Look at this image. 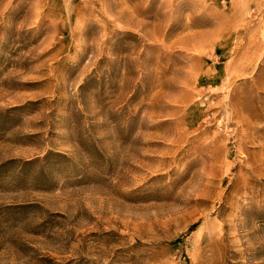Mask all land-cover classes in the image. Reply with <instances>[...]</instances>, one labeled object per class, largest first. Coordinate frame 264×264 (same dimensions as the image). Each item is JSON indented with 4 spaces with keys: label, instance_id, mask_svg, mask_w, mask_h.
<instances>
[{
    "label": "rangeland",
    "instance_id": "rangeland-1",
    "mask_svg": "<svg viewBox=\"0 0 264 264\" xmlns=\"http://www.w3.org/2000/svg\"><path fill=\"white\" fill-rule=\"evenodd\" d=\"M0 264H264V0H0Z\"/></svg>",
    "mask_w": 264,
    "mask_h": 264
}]
</instances>
